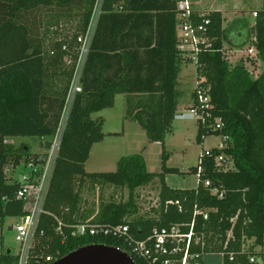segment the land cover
I'll return each instance as SVG.
<instances>
[{
    "label": "trees",
    "instance_id": "trees-1",
    "mask_svg": "<svg viewBox=\"0 0 264 264\" xmlns=\"http://www.w3.org/2000/svg\"><path fill=\"white\" fill-rule=\"evenodd\" d=\"M182 1H103L82 72V92L75 98L62 136L29 264H51L92 244L124 251L119 239L71 237L70 227L93 215V211L81 207V189L86 180L92 187L113 186L128 192L125 203L101 204L91 219L94 224L127 225L138 240L149 237L154 229L179 225L184 233L192 229L186 264H202L206 254H220L223 264H264V0L253 25L240 18L224 28L220 12L193 11L194 22L209 20L207 33L213 39V48L198 56V85L190 95L192 107L209 117L204 123L196 122V143L211 136H226L228 140L224 147L209 150V155L205 156V150L200 153L201 163L188 171L198 175L194 189H173L165 177L179 172L166 165L169 157L164 140L172 131L180 98L176 86L183 62L176 49L175 27L177 4ZM94 2L0 0V222L26 214L25 204L15 199L19 184L7 176L6 169L39 158L29 153L28 146L15 149L4 140L38 137L48 138L47 144L53 136L72 74L75 41L88 23ZM67 9L69 15L81 13L79 31L69 41L64 38L44 50L49 29ZM198 14L203 17L198 18ZM104 20L116 27L131 20L127 36L139 29H148L149 36L133 50L118 46L121 52L116 56L98 53L99 36L111 33L115 27L106 30ZM41 23L44 31L40 37ZM225 43L253 46L262 63L261 73L253 78L241 61L231 66L224 57ZM140 48L144 49L142 55ZM125 49H129L126 54L122 53ZM64 57L70 59V67L59 68ZM112 60L115 63L110 66ZM112 67L116 70L108 73ZM199 89L208 99L207 108L198 103ZM120 94L127 95L125 119L137 122L149 143L162 146L157 173H148L139 155L119 159L115 172H85L92 146L104 138L102 120L91 116L112 108L115 96ZM214 120L220 121L221 130L211 128ZM219 157L222 161L217 165ZM155 179L159 183L157 207L149 215L138 216L135 192ZM170 201L178 204H167ZM166 259L168 264H181L182 254L161 257L157 264ZM258 259L261 263L256 262ZM14 260L12 249L0 251V264H14ZM134 263L146 264L136 259Z\"/></svg>",
    "mask_w": 264,
    "mask_h": 264
},
{
    "label": "rangeland",
    "instance_id": "rangeland-1",
    "mask_svg": "<svg viewBox=\"0 0 264 264\" xmlns=\"http://www.w3.org/2000/svg\"><path fill=\"white\" fill-rule=\"evenodd\" d=\"M199 0H197L198 2ZM262 0H201L199 8L201 10L223 11L225 19L224 27H230L232 22L237 18H243L249 25L254 24V15L260 10ZM192 7V6H191ZM72 8V7H71ZM54 20V19H53ZM81 26V13H72L69 15L68 9L64 16L58 19L56 28L53 29L56 38H64L69 41L71 37L79 31ZM233 34V33H232ZM233 37V36H232ZM238 41V39H236ZM250 44L244 47L224 44V57L231 66L238 62H244L246 68L253 78H256L262 70V63L255 56L248 53L251 49ZM64 64L70 67V59L64 58ZM197 84V73L194 64L182 65L178 75L176 89L180 93L179 103L176 114L188 112L191 105L190 95ZM124 113L123 108L117 101L114 109L104 110L91 116L96 120L97 117L105 119L102 127L104 138L101 142L92 146L89 159L85 163L86 173H111L116 171V165L119 159L123 157L139 155L142 157L145 169L148 173H157L160 170V157L162 146L159 143H149L144 131L132 122H124L121 115ZM126 113V111H125ZM171 133L165 136L164 150L168 154L167 167L176 169L178 174H169L166 176L167 183L174 189H189L197 184V176L188 173L191 168L198 164L200 153L205 150L219 149L224 145L223 138L207 137L201 144L196 143L197 125L193 120H178L172 122ZM117 131V134L109 135L110 132ZM122 131H125L123 134ZM48 138L38 137H9L5 143L14 146H20L25 143L30 146L31 153H42V142ZM42 144V146H41ZM6 169L8 177L12 181H19L20 178L29 172L23 168V164ZM159 183L155 179L151 183L135 192V203L138 216L151 214L150 210L157 207ZM128 199L127 189L115 188L113 186L92 187L89 181H85L81 189V207L86 212H92V219L99 210L101 204L115 201L126 202ZM88 219V220H90ZM131 219V218H130ZM16 223L14 218H6L0 222V251L12 249L16 251L17 244L14 240V233L8 231V228ZM260 248H256L259 251ZM261 263V261L256 260ZM202 264H223L220 254H206L202 258Z\"/></svg>",
    "mask_w": 264,
    "mask_h": 264
},
{
    "label": "built area",
    "instance_id": "built-area-1",
    "mask_svg": "<svg viewBox=\"0 0 264 264\" xmlns=\"http://www.w3.org/2000/svg\"><path fill=\"white\" fill-rule=\"evenodd\" d=\"M104 0H95L91 10V14L83 32L75 41V59L72 63V74L70 77L67 93L63 106L60 111L57 126L53 136L48 143H43L44 154L40 155L37 160H29L23 164V168L29 170L24 174L18 182L19 188L15 194V199L25 204L26 214L16 219V223L12 225L14 240L17 244L16 251L13 252L15 258L14 264H29L32 249L34 247L36 231L39 219L43 213V204L48 191L49 183L52 177L55 161L58 157L62 136L68 123L69 114L75 98L82 92V72L86 64L91 45L93 42L97 22L101 14V7ZM176 15V49L182 58V65L194 64L196 67L198 56L210 51L213 48V39L209 38L207 28L210 24L208 19H204L199 23L193 21V9L188 0H183L177 4ZM202 18V14L197 15ZM256 14H254V17ZM255 48L251 47L248 53L255 56ZM203 81V80H202ZM198 82L196 84V87ZM195 87V88H196ZM201 89L198 90V103L202 108L208 107V99L201 95ZM208 115L199 111L197 107L188 108L187 113L176 114L175 119L193 120L195 123L201 121L204 123ZM214 131L222 129L219 120H214L211 124ZM223 142L228 137L222 136ZM46 144V146H45ZM224 147V145L222 146ZM206 151L205 156L209 155ZM222 158L216 160L220 165ZM201 163L200 161L198 162ZM201 168L198 169V172ZM198 178V175H197ZM205 186L209 183L205 182ZM169 205H177V202H167ZM192 228V226H191ZM192 229L188 233L181 231V226L173 225L160 230L154 229L149 237L138 240L130 232L127 225L106 226L94 224L90 220L78 223L70 227V235L73 238H115L122 242V248L134 262L142 260L146 264H157L161 257H170L176 254H182L181 264H186L188 259V250L192 240ZM61 233L60 228L57 229ZM254 261V260H252ZM46 262H51L50 258H46ZM169 260L163 264H168ZM53 264V263H51Z\"/></svg>",
    "mask_w": 264,
    "mask_h": 264
},
{
    "label": "crops",
    "instance_id": "crops-1",
    "mask_svg": "<svg viewBox=\"0 0 264 264\" xmlns=\"http://www.w3.org/2000/svg\"><path fill=\"white\" fill-rule=\"evenodd\" d=\"M189 1V3L191 4V6H192V9H193V11L194 12H196V13H208V12H220L221 14H222V17H223V19H225V16H224V12H225V10H223V11H212V10H201L200 8H199V2L201 3V0H199L198 2H197V0H188ZM257 12V11H256ZM255 12V13H256ZM254 15V14H253ZM255 18V17H254ZM238 19V18H237ZM240 19V18H239ZM243 19V18H242ZM56 23H54L53 25H52V27L49 29V34L47 35V37L44 39V45H43V47H44V50H45V48H47V46L48 45H50V44H52V43H55V42H57V41H61L62 40V38H56L57 36L55 35V32L53 31V29H55L56 27ZM113 26H115V24L113 25L112 23H110L109 21H106V20H104V22H103V27L104 28H106V30H109V28L110 27H113ZM143 26V25H142ZM131 27H132V21L130 20L126 25H123L122 27H120V26H115L114 27V29H113V31L111 32V33H108V32H106V34L105 35H100L99 36V38H98V41L96 42V47L98 48V53H102V54H104V52L107 54V56H116L117 54H120V49L118 50V49H116V48H118V46L119 47H122V46H126V47H128L130 50H133L134 48H132V47H137L138 46V43H142L143 42V39L144 38H146V37H148L149 36V31H148V29H142L141 31H140V29H139V31H135L134 32V34L132 35V36H127V32L129 31V30H131ZM224 27V26H223ZM143 28V27H142ZM224 28H226V27H224ZM175 30H176V27H175ZM39 31L41 32L40 33V37H41V35L43 34L42 32L44 31V23H41V25H39ZM138 33H140V34H142V36L141 35H138ZM235 34V33H234ZM56 36V37H55ZM150 40V39H149ZM147 41V40H146ZM151 41V40H150ZM240 42V41H239ZM105 47H107L106 48V51H103V49L105 48ZM109 48H111V49H109ZM129 49H125V50H123L122 51V53H127L128 51H129ZM109 50H112V51H109ZM139 53L142 55L143 53H144V49H142V48H140L139 49ZM64 58H67V57H64ZM63 58V59H64ZM115 63V61H111L110 62V66H113V64ZM115 66V65H114ZM63 67V69L66 67V65L64 64V60H62V62H61V66L59 67V68H62ZM182 67V66H181ZM180 67V68H181ZM114 70H116V67H112V68H110V70L108 71V73H113V71ZM179 71H180V69H179ZM178 75H179V72H178ZM177 81H178V79H177ZM126 98H127V95H125V94H120V95H116L115 96V99H114V105H113V107L112 108H109V109H105V111L106 110H111V109H114L115 108V106H116V103H117V101H119V105H121L122 106V108H123V111H124V113L121 115V119H123V121L124 122H132V123H134L135 125H137L138 127H140V125L137 123V122H133V121H130V120H126L125 119V111H126ZM190 107V106H189ZM104 111V110H103ZM102 111H100V112H98V113H101ZM96 114V113H95ZM97 119H101L102 120V122H103V125H104V121H105V119H102V117H97ZM96 119V120H97ZM178 120H183V119H178ZM103 125H102V127H103ZM141 128V127H140ZM122 133L124 134L125 133V131H122ZM115 135V134H117V131H112V132H110L109 133V135ZM17 138H19V137H17ZM6 139V138H5ZM5 141V140H4ZM44 142H46V141H44ZM44 142H42V144L44 143ZM42 144H41V146H42ZM9 145V144H8ZM11 146H13L15 149H17V148H19V147H21V146H28L29 147V153L31 154V155H38V156H40V155H42V154H44V148H43V146H42V153H31V150H30V146L29 145H27V144H25V143H21L20 144V146L18 147V146H14V145H11ZM168 162V161H167ZM22 164V163H21ZM167 176V175H166ZM165 182H166V184L170 187V188H172L168 183H167V178L165 177ZM196 187V186H195ZM195 187H192V188H189V189H194ZM174 189V188H173Z\"/></svg>",
    "mask_w": 264,
    "mask_h": 264
},
{
    "label": "water",
    "instance_id": "water-1",
    "mask_svg": "<svg viewBox=\"0 0 264 264\" xmlns=\"http://www.w3.org/2000/svg\"><path fill=\"white\" fill-rule=\"evenodd\" d=\"M12 231V226L8 228ZM53 264H135L133 260L121 250L92 244L80 247Z\"/></svg>",
    "mask_w": 264,
    "mask_h": 264
}]
</instances>
